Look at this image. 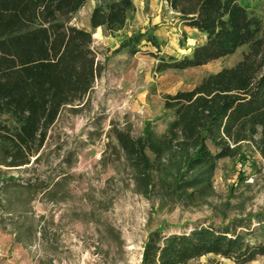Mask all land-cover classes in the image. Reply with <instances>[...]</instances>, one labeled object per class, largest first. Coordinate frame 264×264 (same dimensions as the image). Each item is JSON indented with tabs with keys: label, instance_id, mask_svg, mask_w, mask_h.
Wrapping results in <instances>:
<instances>
[{
	"label": "trees",
	"instance_id": "obj_1",
	"mask_svg": "<svg viewBox=\"0 0 264 264\" xmlns=\"http://www.w3.org/2000/svg\"><path fill=\"white\" fill-rule=\"evenodd\" d=\"M88 1L0 0V165H28L63 108L84 102L103 73L92 34L70 24ZM164 1L203 42L177 59L161 54L163 42L147 29L123 39L114 53L134 56L149 45L155 53L146 54L158 60L155 72L161 74L205 66L246 48L234 66L164 97L172 120L162 134L150 123L137 138L112 131L145 187L156 179L166 195L180 192L195 201L212 191L218 162L237 158L243 144L264 160V21L246 0ZM134 10L132 0H96L89 27L113 36ZM253 218L257 229L239 232L195 226L164 234L160 228L148 237L140 264H190L209 255L249 264L264 257V243L250 242L255 231L264 234V212Z\"/></svg>",
	"mask_w": 264,
	"mask_h": 264
},
{
	"label": "rangeland",
	"instance_id": "obj_2",
	"mask_svg": "<svg viewBox=\"0 0 264 264\" xmlns=\"http://www.w3.org/2000/svg\"><path fill=\"white\" fill-rule=\"evenodd\" d=\"M134 12L113 36L89 27V0L70 24L92 34V50L104 71L81 104L66 106L43 147L19 168L0 165V264H140L151 233H182L195 226L256 230L264 212V160L251 144L235 159L218 162L212 191L195 201L166 195L152 179L145 187L119 149L112 131L134 138L146 123L162 134L172 114L164 97L190 91L234 66L246 51L205 66L158 74L151 46L134 56L114 53L128 36L147 29L163 42L161 54L179 59L201 44L164 0H132ZM264 21V0H246ZM182 42V46L180 43ZM2 157L0 156V162ZM249 219V221H247ZM251 243L263 242L254 232ZM259 257L249 264H263ZM190 264H234L205 256Z\"/></svg>",
	"mask_w": 264,
	"mask_h": 264
},
{
	"label": "crops",
	"instance_id": "obj_3",
	"mask_svg": "<svg viewBox=\"0 0 264 264\" xmlns=\"http://www.w3.org/2000/svg\"><path fill=\"white\" fill-rule=\"evenodd\" d=\"M95 4L90 5V8L88 9V14H90L91 10L93 9ZM85 30V29H84ZM195 31V30H194ZM197 32V31H196ZM199 34V33H198ZM201 35V34H200ZM201 37L204 39V36L201 35ZM192 49H189L188 53L185 56H189L191 54Z\"/></svg>",
	"mask_w": 264,
	"mask_h": 264
}]
</instances>
